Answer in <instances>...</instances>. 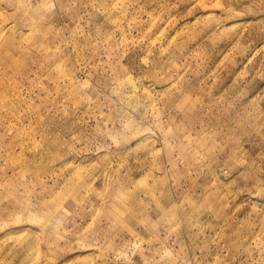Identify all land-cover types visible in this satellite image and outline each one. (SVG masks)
Listing matches in <instances>:
<instances>
[{"label":"rangeland","instance_id":"1","mask_svg":"<svg viewBox=\"0 0 264 264\" xmlns=\"http://www.w3.org/2000/svg\"><path fill=\"white\" fill-rule=\"evenodd\" d=\"M0 264H264V0H0Z\"/></svg>","mask_w":264,"mask_h":264}]
</instances>
